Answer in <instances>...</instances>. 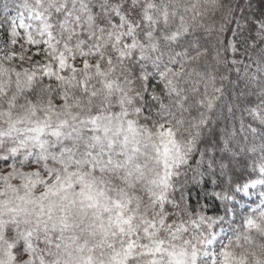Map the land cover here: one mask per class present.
<instances>
[{
  "label": "snow or ice",
  "instance_id": "6c2138e0",
  "mask_svg": "<svg viewBox=\"0 0 264 264\" xmlns=\"http://www.w3.org/2000/svg\"><path fill=\"white\" fill-rule=\"evenodd\" d=\"M0 264H264V0H0Z\"/></svg>",
  "mask_w": 264,
  "mask_h": 264
}]
</instances>
